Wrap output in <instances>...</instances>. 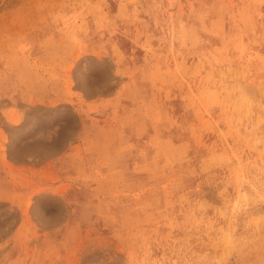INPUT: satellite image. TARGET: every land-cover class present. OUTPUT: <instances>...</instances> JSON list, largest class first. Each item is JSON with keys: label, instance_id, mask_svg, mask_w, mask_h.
Masks as SVG:
<instances>
[{"label": "rangeland", "instance_id": "374dc122", "mask_svg": "<svg viewBox=\"0 0 264 264\" xmlns=\"http://www.w3.org/2000/svg\"><path fill=\"white\" fill-rule=\"evenodd\" d=\"M0 142V264H264V0H0Z\"/></svg>", "mask_w": 264, "mask_h": 264}, {"label": "crops", "instance_id": "0c3cea01", "mask_svg": "<svg viewBox=\"0 0 264 264\" xmlns=\"http://www.w3.org/2000/svg\"><path fill=\"white\" fill-rule=\"evenodd\" d=\"M69 147V144H66V151L38 158L30 155L18 157L9 147L0 142V180L13 178L19 184L22 183L30 188L32 193H37L41 188L46 187L58 189L62 182H57L61 178L57 166L66 153L68 154ZM0 189L6 191L4 187Z\"/></svg>", "mask_w": 264, "mask_h": 264}]
</instances>
